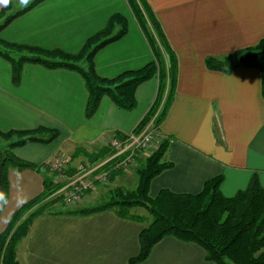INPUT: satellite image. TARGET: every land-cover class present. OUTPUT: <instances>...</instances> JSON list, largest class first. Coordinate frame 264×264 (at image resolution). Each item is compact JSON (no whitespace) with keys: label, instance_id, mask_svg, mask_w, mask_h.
<instances>
[{"label":"crops","instance_id":"obj_1","mask_svg":"<svg viewBox=\"0 0 264 264\" xmlns=\"http://www.w3.org/2000/svg\"><path fill=\"white\" fill-rule=\"evenodd\" d=\"M146 2L177 59L175 93L159 125V135L170 138L167 156L172 167L150 181L148 195L154 198L161 189L195 194L205 180L216 176L222 177L219 188L226 197L244 189L253 175L264 187L260 72L239 66L225 74L205 64L208 57L253 47L264 37V0ZM3 7L0 0V11ZM116 13L126 19V32L93 57L96 73L114 78L152 60L126 0H39L3 26L0 39L76 54ZM156 91L153 77L136 87L134 109L122 110L104 96L96 112L86 118L88 95L78 72L24 62L14 85L11 65L0 55V131L58 130L48 143L29 142L13 149L18 158L40 165L60 153L73 154L77 147L100 148L114 133H129L148 111ZM43 182V170H8L0 232L22 204L43 191ZM132 212L143 220L120 216L112 209L87 215L41 214L16 247L17 264H129L140 250L139 233L150 221ZM135 264L215 263L205 259L199 245L166 236Z\"/></svg>","mask_w":264,"mask_h":264},{"label":"trees","instance_id":"obj_2","mask_svg":"<svg viewBox=\"0 0 264 264\" xmlns=\"http://www.w3.org/2000/svg\"><path fill=\"white\" fill-rule=\"evenodd\" d=\"M37 1L39 0H34L28 7L11 14L1 22L0 29ZM126 2L152 52V60L144 67L125 71L114 78L101 77L96 73L93 64L95 53L126 32V19L116 13L110 16L102 30L85 41L76 54L66 53L60 49L46 50L9 43L0 39V55L11 65L12 83L14 85L19 83L21 66L24 62L40 63L48 68L63 67L74 70L84 80L88 95L84 115L90 118L104 96L122 110L134 109L137 104L134 96L136 87L156 77L155 99L130 132H140L153 117L152 125L159 133V125L175 93L177 59L146 0H126ZM3 10L0 11V15L4 13ZM205 64L208 69L225 74L231 73L239 66L258 69L264 100V37L253 47L220 58L208 57ZM58 134L56 129L43 127L25 131H0V139L7 142L0 149V212L8 196V170L41 171L45 166V163L35 165L18 158L13 153V149L29 142L48 143ZM124 136L125 134L122 133L113 134V137L118 139H123ZM160 137L155 147L142 151L134 157L133 161L138 163L137 184L134 189L114 187L109 190V199L102 205L60 213L87 215L112 209L120 216L142 221L141 217L130 214L129 209L132 207L146 209L151 220L140 231V250L129 260V264L143 261L151 248L166 236L199 245L205 251V259L215 264H264V187L258 177L253 175L248 185L231 197H226L220 192L222 177L216 176L205 180L198 193H174L161 189L154 198H151L148 195L150 181L163 170L172 167L167 156L170 138ZM111 154L113 150L108 145H104L93 152L77 147L72 155L73 158L83 156L95 162ZM122 173L123 171L113 172L110 175V182ZM43 183V191L22 204L0 232V264H17L18 243L27 235L33 221L39 215L46 213L47 204H39L46 198L48 190L49 192L52 190V180L50 177H45Z\"/></svg>","mask_w":264,"mask_h":264},{"label":"rangeland","instance_id":"obj_3","mask_svg":"<svg viewBox=\"0 0 264 264\" xmlns=\"http://www.w3.org/2000/svg\"><path fill=\"white\" fill-rule=\"evenodd\" d=\"M30 1L31 0H2L4 7L1 10L4 9L3 10L4 13L0 15L1 16L0 21L3 22L11 14H15L18 11L24 9L25 8L24 6L28 4ZM160 138L161 137L159 136L158 139ZM110 139L105 145L109 146L108 143ZM6 143L7 142H4V140L0 139V149L4 147ZM100 147H103V146H100ZM82 148L83 150L84 148H86L85 150L89 152H93L98 149V147L97 148L82 147ZM58 156H60L58 160L60 161L58 162L60 166L58 165V167H54L48 162H46L45 166L41 169L43 170L44 178L50 177L52 180V190H50V192L48 190L47 192L48 194L46 198L39 204V205L47 204L46 213H60V212L75 211L78 209H87V208L99 206V205L104 204L109 199V190H111L112 188L123 187L125 189L132 190L135 188L137 184L136 168L138 167V163L133 162V165L128 167L125 171H123L122 176H117L113 182L109 181L107 183L97 184L96 187L99 186V188L95 190L96 188L95 187L93 189L95 191L92 192V194L90 195V197H88V199H86L87 194L93 190H91L86 195H83L80 198H77L75 200L70 199L68 196L69 195L68 193L62 195L60 194V192H58L59 187L67 182L68 178L73 173L75 167H77L81 162L85 163L89 160L83 156L73 158L72 154L69 155L66 153H60L58 154ZM132 211H137L138 213H142L143 214L142 216H145L148 219V221L151 220L150 214L143 207H132L129 209V213L133 214Z\"/></svg>","mask_w":264,"mask_h":264},{"label":"built area","instance_id":"obj_4","mask_svg":"<svg viewBox=\"0 0 264 264\" xmlns=\"http://www.w3.org/2000/svg\"><path fill=\"white\" fill-rule=\"evenodd\" d=\"M152 119L153 117L138 133L129 132L123 139L112 137L108 144L113 154L95 162H81L67 182L59 187L58 192L62 195L68 193L69 198L75 200L93 190L97 184L109 182L113 172L125 171L132 166L138 153L155 147L160 140L158 131L152 125ZM59 157L56 155L47 162L58 167Z\"/></svg>","mask_w":264,"mask_h":264}]
</instances>
